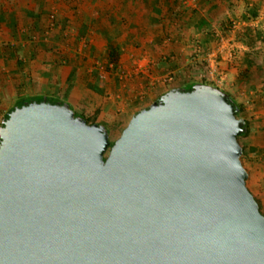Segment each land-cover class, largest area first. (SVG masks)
Masks as SVG:
<instances>
[{
  "label": "water",
  "instance_id": "1",
  "mask_svg": "<svg viewBox=\"0 0 264 264\" xmlns=\"http://www.w3.org/2000/svg\"><path fill=\"white\" fill-rule=\"evenodd\" d=\"M246 130L206 83L161 93L113 143L66 102L16 106L0 126V264H264Z\"/></svg>",
  "mask_w": 264,
  "mask_h": 264
},
{
  "label": "rangeland",
  "instance_id": "2",
  "mask_svg": "<svg viewBox=\"0 0 264 264\" xmlns=\"http://www.w3.org/2000/svg\"><path fill=\"white\" fill-rule=\"evenodd\" d=\"M207 1L210 0H0V12L4 11L0 19V47L18 45L26 59L25 67L34 71L47 67L41 61L48 49L51 57L61 59L62 64H66L62 57L67 64L74 61L79 67V78L106 84L107 96L103 98L110 101L108 105L115 104L126 112L124 125L117 128L112 141L120 136L133 113L157 100L163 89L182 87L191 81L221 88L246 108L250 119V135L240 139L246 148L241 161L249 173V187L260 202L264 194V58L258 62L259 68L250 83L240 81L237 59L244 47L238 41V33L249 23L242 18L245 0H233L231 4L211 0L216 9ZM254 1L259 3V0ZM155 4L160 7V16L153 11ZM171 8L180 13V20L172 18ZM194 9L197 13L192 12ZM259 9L260 16L250 21L252 25H263L264 5ZM9 13L15 14L16 26L10 24ZM35 13L40 15V32L35 30L36 34L31 35L28 30ZM203 16L212 24L214 37L207 40L208 44L199 45L198 41L205 43V32L194 24ZM216 16L233 20L227 34L217 27ZM161 25L167 28L168 35L159 44L155 38L162 32ZM110 41L118 45L121 52V67L117 71L107 64L106 46ZM1 53L0 126L16 99L32 96L38 86L33 80L20 77L12 67L13 60L6 61ZM168 54L177 66L171 73L162 71L159 66L163 56ZM142 58L146 61L139 65ZM202 62L206 67H200ZM211 70L213 75H210ZM28 73L26 71L29 78ZM90 73L95 77L89 78ZM55 81V78L45 79L46 83L43 82L39 90L49 93L51 88L56 89ZM48 98L52 102L56 100L53 96ZM63 102L77 113L71 100ZM250 173L257 179V190ZM260 210L263 212L262 207Z\"/></svg>",
  "mask_w": 264,
  "mask_h": 264
},
{
  "label": "trees",
  "instance_id": "3",
  "mask_svg": "<svg viewBox=\"0 0 264 264\" xmlns=\"http://www.w3.org/2000/svg\"><path fill=\"white\" fill-rule=\"evenodd\" d=\"M210 1H207L206 3L211 4ZM221 1H222V3L230 2V4H231V1H233V0H221ZM260 5L261 6L264 5V0H261V1L259 0V3H257V1L255 2L254 0H245V9L242 13V18L244 20L248 21L249 23L247 25H244L242 31H240L238 33V41H239L240 45H242L244 47V51H242V50L240 51L239 57L237 59V64L239 66L238 67L239 68L238 79L240 81L243 80L244 82H248V83H250L251 79L254 77V72L259 68L258 62L260 60H263V58H264V21H261V23L263 25H257V26L252 25V23H250V21H254V20H257L259 18V16H260L259 6ZM211 8L216 9L217 7H215V5H212ZM171 10H172L171 12H173V14H174V15H172V18L173 19L176 18L177 20H180V17H179L180 13H176V11L174 12L175 9H173V8H171ZM153 11L158 16H160L161 10L157 4H155L153 6ZM192 12L197 13V10L194 9V10H192ZM211 12H213V11H211ZM3 15H4V11L1 10L0 19L3 17ZM8 20L12 26H16L17 22H16V17H15L14 13H9ZM215 23H216L217 27L219 29H221L223 34H227L232 27L233 20L231 18H227L224 16H222V17L216 16ZM194 25H195V28H198V29L202 30V32H205V37H204L205 40L203 41L205 43H202L200 41H198L197 43L199 45H203V44L206 45V43L208 44L210 41H207V40H210L211 37H214V28L212 27V24L208 21V19L205 16H203V17H200L195 22ZM206 25H208V27H206V29H205ZM161 27H162L161 28V31H162L161 34H159L155 38L156 42L159 44H161L163 42L164 37L166 35H168V33L165 31L167 28L163 25H161ZM35 30H36V32H40V15H39V13L33 14V19L30 22V27H29L28 33H30L31 35H33L34 33L36 34ZM19 51H20V47L18 45H11V46L5 45L3 47H0V53L2 52L1 55L6 56V58H7L6 61L14 60L16 62L15 64L18 65V67L20 69H22L24 66V61H23V58L20 56ZM47 53L50 54L48 49H47ZM171 56H170V54L166 55L165 59H162L161 60L162 62L159 63L160 69L162 71H168L169 70L171 73L173 70H175L177 68L176 64L172 61ZM62 59H63V57H62ZM106 59H107V64L110 65L111 70L117 71L120 68V66H121L120 49H119L118 45L112 43L111 41L106 46ZM71 64H73V66H72L73 71L76 70V63H74V61H72ZM205 65H206V63L202 62L200 64V67H206ZM180 75L182 77V74H180ZM194 84H195V82H193V81L187 82L186 84H184L180 88H184L185 90H190ZM176 87H179V86H176ZM165 91H166V89H163L160 92V94L165 92ZM35 98L36 97H27V98L19 99L5 113L4 119H6L8 117L10 111H12L16 106H21L22 104H24L25 102H28V101H33V100L41 101L44 97H40V99H35ZM47 99L49 100V98H47ZM229 99L237 108V116L243 117L246 120L247 130L243 135L238 137V141L241 144L240 139L243 137H248L250 135V132H251L250 119H249L248 115L246 116L247 111L243 105H240L238 102H236L230 95H229ZM49 101H51V100H49ZM53 103H64V102L56 99ZM145 107H147V106H145ZM140 110L141 109L136 110L133 113V115ZM83 117L85 118V120L89 124L96 123V120L94 117H85V116H83ZM1 125H2V123H1ZM111 140H112V137H111ZM113 142L114 141H112V143ZM241 146L243 148V152H245L246 148L242 144H241ZM246 184H247L248 189L250 190V187L248 184V179L246 181ZM251 193H252V191H251Z\"/></svg>",
  "mask_w": 264,
  "mask_h": 264
},
{
  "label": "crops",
  "instance_id": "4",
  "mask_svg": "<svg viewBox=\"0 0 264 264\" xmlns=\"http://www.w3.org/2000/svg\"><path fill=\"white\" fill-rule=\"evenodd\" d=\"M29 54L32 53L29 52ZM49 55H50L49 53L45 55L43 60L41 61V63H45L47 67L49 65V68L43 67L35 71L32 68L27 69V67H25L26 66L25 63L23 68L20 69L18 65L15 64L16 62L13 60L12 67L16 71H18L19 76L21 75L24 78V80L31 79L34 81L35 84H38V86H36L37 89L35 90L32 96H25V97L20 96L16 99L15 103L19 99H23L27 97H37V96L47 97V98L49 96H53L55 97V99H58L62 102L64 100L65 101L71 100L75 105V107L78 109L77 113L85 117H94L96 123L102 124L109 129L111 136L117 133L116 132L117 128L122 127V125H124V122L126 120V115H125L126 112L123 111L124 108L118 107L115 104L108 105L110 101H106L103 98V96L106 95V91H107L106 84L99 83L100 85H98L97 82L93 83L88 79L79 78V74H80L79 67L76 66V70L73 71V67H72L73 64L71 63L67 64L66 59H62V61L66 63V64H62L61 59L52 58L51 55L50 57ZM20 56L23 58V61H26V59L24 58L21 52H20ZM165 57L166 56L164 55L163 59H165ZM121 61H122V57H121ZM145 61L146 58H142L141 60H139L138 64L141 65ZM26 71L30 72V74L28 73L29 78L26 76ZM13 75L18 76V74H13ZM88 76H90L89 78L91 77L94 78L95 74L90 73V75ZM52 78L56 79L55 81L57 82L56 89L51 90L52 89L51 88L49 93L48 92L45 93V91L39 90L40 85L43 84V82L46 83L45 79L48 80ZM98 86H100L101 88H99ZM46 87L48 88L47 85ZM108 98H110V96ZM250 179L252 184L255 186V190H257L256 187L257 179L254 177L253 174H251ZM250 190L252 191L253 195L257 197V194L254 192V190L252 188H250ZM258 203L260 209L262 207L263 209L262 213L264 214V194L263 197L261 198V201L260 202L258 201Z\"/></svg>",
  "mask_w": 264,
  "mask_h": 264
},
{
  "label": "built area",
  "instance_id": "5",
  "mask_svg": "<svg viewBox=\"0 0 264 264\" xmlns=\"http://www.w3.org/2000/svg\"><path fill=\"white\" fill-rule=\"evenodd\" d=\"M210 75H213V71L212 70L210 71Z\"/></svg>",
  "mask_w": 264,
  "mask_h": 264
}]
</instances>
